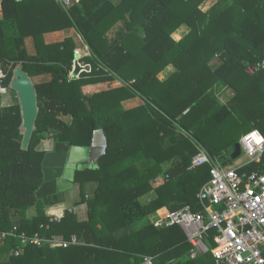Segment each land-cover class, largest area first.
I'll return each mask as SVG.
<instances>
[{"label":"trees","instance_id":"trees-1","mask_svg":"<svg viewBox=\"0 0 264 264\" xmlns=\"http://www.w3.org/2000/svg\"><path fill=\"white\" fill-rule=\"evenodd\" d=\"M205 1L74 0L69 9L57 0L1 1L3 85L10 87L22 69L39 112L24 150L19 101L0 107V264H140L146 256L155 264H216L214 231L205 239L209 252L193 259L180 227L156 223L188 205L201 210L197 196L210 166L189 170L198 146L219 157L254 130L264 135V0H216L204 10ZM183 26L191 31L177 41L173 35ZM68 29L90 52L81 59L90 71L78 79L70 77L75 40L46 41L47 34ZM169 67L175 71L160 80ZM115 80L123 84L83 91ZM223 87L235 92L227 104L217 96ZM136 99L140 105L128 109ZM98 130L107 137V152L97 167L75 177L85 198L74 208L86 204L87 220L74 210L46 215L36 197L48 153L42 143L90 147ZM253 171L264 174V155L239 169L241 175ZM87 186H94L91 195ZM147 196L153 197L142 201ZM60 203V194L49 198V206ZM14 228L17 235L62 241L82 237L68 248L23 247L18 237L2 236Z\"/></svg>","mask_w":264,"mask_h":264},{"label":"built area","instance_id":"built-area-1","mask_svg":"<svg viewBox=\"0 0 264 264\" xmlns=\"http://www.w3.org/2000/svg\"><path fill=\"white\" fill-rule=\"evenodd\" d=\"M63 8L69 9L72 0H58ZM6 73L0 68V97L9 96L12 85L5 87ZM242 155L248 162L239 168L224 170L222 159L211 158L205 148L192 160L189 170L210 166V180L198 193L201 210L195 211L190 205L161 218L156 226H178L193 246L191 258L206 254L209 248L205 242L210 231H214L216 243L212 251L216 264H264V174L253 171L241 175L239 169L260 163L264 155V135L259 130L243 136L240 140ZM227 156L225 152L221 157ZM241 186L243 188L241 189ZM18 237L24 247H63L78 244V238L62 241L56 237L43 238L39 234L17 235V228L3 233ZM21 251L15 254L19 255ZM140 264H155L154 258L144 257Z\"/></svg>","mask_w":264,"mask_h":264},{"label":"water","instance_id":"water-1","mask_svg":"<svg viewBox=\"0 0 264 264\" xmlns=\"http://www.w3.org/2000/svg\"><path fill=\"white\" fill-rule=\"evenodd\" d=\"M73 75L79 76L82 67L79 64L78 54L74 61ZM264 68V63L259 66ZM256 71L257 68L253 67ZM90 71V66L86 67ZM12 88L19 98L22 113V129L24 131L23 149L27 150L32 139L36 120L38 117V96L30 77L17 68L14 72ZM108 142L103 130L94 133L90 147H72L69 144L56 143L54 151L48 153L43 160V184L36 193L38 200H43L49 205V198L59 193H65L73 188L76 172L87 168L97 167L98 160L107 152ZM242 156L240 143H237L230 159L223 163L222 167H232L234 160ZM243 186H241V189ZM82 235L78 237L80 240Z\"/></svg>","mask_w":264,"mask_h":264},{"label":"rangeland","instance_id":"rangeland-1","mask_svg":"<svg viewBox=\"0 0 264 264\" xmlns=\"http://www.w3.org/2000/svg\"><path fill=\"white\" fill-rule=\"evenodd\" d=\"M216 0H207V2L205 1V3H203L202 4V8L204 9V10H207L209 7H211V6H213L214 5V3H216L215 2ZM61 6H62V3H61ZM63 7V6H62ZM65 9V8H64ZM121 26L119 25L118 26V28H116V30H118L119 28H120ZM190 31H191V29H189L188 27H186V26H183V29H182V31H181V29L180 30H178V32L177 33H175L174 35H173V37L177 40V41H179L180 39H183V38H185L186 36H188V34L190 33ZM117 31H115L114 33H111V35H109V37H114L115 36V33H116ZM47 39V38H46ZM50 39H53V37H51V38H49V41H50ZM29 40H31V39H28V46H27V48H29V49H31L32 50V44L30 43V41ZM33 40V39H32ZM57 39H53L52 41H56ZM81 44V43H80ZM78 54V59H80L79 60V64H80V66L82 67V68H84V69H82V72L81 73H83V72H88V71H86V67H87V65H84V63H82L81 61V59H82V57H84L85 55H84V53H83V51L81 50V47L79 46V48H77V50H76V55ZM215 63V65L214 66H216V64L218 65L219 64V61H215L214 62ZM74 68H75V66H73V71H74ZM73 71H72V73L70 74V77L72 78V79H78L79 78V76H77V75H73ZM80 73V74H81ZM167 74H170V72H168ZM168 76V75H167ZM161 77H163L162 79H164V77H166L165 76V74L164 75H162ZM39 81V80H38ZM123 83L120 81V80H115V81H113L112 83H100V84H98V85H90V86H92V87H84L83 88V91H84V93H86V94H90V93H98V92H100V91H103V90H106V89H111V88H115V87H119V86H121ZM225 93L227 94V96H225V101L227 102V98H229V100H232L233 99V92H232V89H230V88H227L226 89V91H225ZM17 101H19V98H18V96H17V94H16V96L14 95V92H12V93H10V95L9 96H6V97H0V107H5V106H9V105H11V104H14V103H16ZM223 99L221 100V102H223L224 104H227L226 102H225ZM140 102H138V101H133V102H130V103H127L126 104V107L128 108V109H130V108H133V107H136L138 104H139ZM69 122H71V120H69ZM48 141H50V140H46V141H44L43 143H42V147L44 146V147H48L46 144H45V142H48ZM51 145V144H50ZM49 150H51L52 149V146H49V148H48ZM54 149V148H53ZM48 151V150H47ZM48 153H50V152H48ZM47 153V154H48ZM46 154V155H47ZM248 162V158L243 154L241 157H239V158H237L236 160H234V165L232 166V167H226V168H224V170L226 171V170H229V168H239V167H241L242 165H244V164H246ZM94 186H87V188L85 189L86 190V194H88V195H91L92 194V190L94 189L93 188ZM60 195H61V200H62V203H60V204H58V205H56V206H49V205H46L45 204V208H44V212L46 213V215L48 214H50V215H58V214H63L64 213V211L65 210H69V211H71L72 210V203H73V201H72V203H71V201L69 200V197H68V195H66L65 193H59ZM152 197L153 196H147V197H145V198H143L142 199V201H144V202H146V201H149V200H151L152 199ZM82 198H85V195L84 196H82V191H81V189L80 190H78V192H77V194L75 195V194H73V199L74 200H80V199H82ZM67 202V203H66ZM66 203V204H65ZM65 204V205H64ZM32 210V209H31ZM30 210V211H31ZM60 210V211H59ZM29 211V212H30ZM87 206H86V204L84 205V208H83V213L85 214V217L87 218Z\"/></svg>","mask_w":264,"mask_h":264},{"label":"crops","instance_id":"crops-1","mask_svg":"<svg viewBox=\"0 0 264 264\" xmlns=\"http://www.w3.org/2000/svg\"><path fill=\"white\" fill-rule=\"evenodd\" d=\"M1 1L2 0H0V19L2 18V16H3V13H2V5H1ZM58 1V0H57ZM74 0H72V2H73ZM76 2H79L80 0H75ZM112 2H114L115 4H118L121 0H111ZM59 2V1H58ZM60 3V2H59ZM61 4V3H60ZM182 29H183V27L181 28V31H182ZM178 32V31H177ZM176 32V33H177ZM51 37H53V39H57L56 41H52L53 39H50V41H49V38H51ZM69 37H72L74 40H75V42H76V44H77V48H79V46L81 47V50L83 51V53H84V57H86V56H89L90 55V52H89V50H88V47L83 43V40H82V38H81V36L79 35V34H77V32L74 30V29H68V30H65V31H62V32H55V33H50V34H47L46 35V41L48 42V43H53V42H60V41H63V40H65L66 38H69ZM179 41H181V39L179 40ZM81 43V44H80ZM83 58V57H82ZM80 60V59H79ZM175 71V69L173 68V67H169L165 72H163L162 74H160L159 75V78H160V80H162V81H164L171 73H173ZM168 72H170V74H167ZM165 74V76L166 77H164V79H162L163 77H161L162 75H164ZM168 75V76H167ZM88 86H86V88H87ZM89 87H92V86H89ZM228 87H223L221 90H219L218 91V93H217V96H218V98L220 99V100H226L225 99V96H227V94L225 93V91H226V89H227ZM232 92H233V97L235 96V92L232 90ZM95 93V92H94ZM97 93V92H96ZM229 100V98H227V101ZM134 101H138V102H140L141 103V100L140 99H136V100H134ZM131 102H133V101H131ZM226 102V101H225ZM128 103H130V102H128ZM140 103L138 104V105H140ZM127 104V103H126ZM137 105V106H138ZM182 135H185L184 133H182ZM186 136V135H185ZM172 143V141H170L169 142V144H171ZM240 143V142H239ZM45 144L48 146L47 148L46 147H42L41 146V149L42 150H44V151H47V152H52L54 149V147H55V144L56 143H54V141L53 140H50V141H48V142H45ZM51 144V145H50ZM49 146H52V149L51 150H49L48 148H49ZM202 148V146H198V150H200ZM203 149V148H202ZM208 153H209V151L208 150H206ZM233 152V151H232ZM231 152V153H232ZM226 153V152H225ZM223 154V153H222ZM227 154V153H226ZM209 155L211 156V154L209 153ZM230 155L231 154H227V156H224V157H221V156H219V159H222L221 160V162H222V165H223V163L224 162H226L228 159H230ZM211 158H218V156L217 157H212L211 156ZM243 166V165H242ZM94 167V166H93ZM168 177V176H167ZM78 190H80V187L79 186H77V185H75V182H74V186H73V188L72 189H70L69 191H67V192H65V194L66 195H68V197H69V200L71 201V203H72V201H73V203H72V210H74L75 211V213L79 216V219L81 220V221H86L87 220V218L85 217V214L83 213V208H84V205H81V206H79V207H76V208H74V205H75V203L77 202V200H74L73 199V194H77V192H78ZM43 201V200H42ZM79 201V200H78ZM44 202V201H43ZM67 203V202H66ZM65 203V204H66ZM64 204V205H65ZM87 206V205H86ZM54 207V206H53ZM87 210H88V207H87ZM60 211V210H59ZM66 211L67 210H65L64 211V213L61 215V214H58V215H48V216H52V217H58V218H60V217H62L65 213H66ZM87 213H88V211H87ZM33 214H35V209H32L30 212H29V215H33ZM159 221V220H158ZM182 230V229H181ZM184 233V232H183ZM186 236V235H185ZM22 244V243H21ZM23 246V245H22ZM24 247V246H23Z\"/></svg>","mask_w":264,"mask_h":264},{"label":"flooded vegetation","instance_id":"flooded-vegetation-1","mask_svg":"<svg viewBox=\"0 0 264 264\" xmlns=\"http://www.w3.org/2000/svg\"><path fill=\"white\" fill-rule=\"evenodd\" d=\"M54 151V150H53Z\"/></svg>","mask_w":264,"mask_h":264}]
</instances>
